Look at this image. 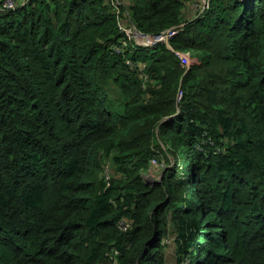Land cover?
Returning a JSON list of instances; mask_svg holds the SVG:
<instances>
[{
  "label": "trees",
  "instance_id": "trees-1",
  "mask_svg": "<svg viewBox=\"0 0 264 264\" xmlns=\"http://www.w3.org/2000/svg\"><path fill=\"white\" fill-rule=\"evenodd\" d=\"M119 2L0 11V264H264V0Z\"/></svg>",
  "mask_w": 264,
  "mask_h": 264
},
{
  "label": "built area",
  "instance_id": "built-area-1",
  "mask_svg": "<svg viewBox=\"0 0 264 264\" xmlns=\"http://www.w3.org/2000/svg\"><path fill=\"white\" fill-rule=\"evenodd\" d=\"M32 0H0V10H8V9H15L18 6H27ZM207 1V0H206ZM119 27L121 28L122 31L125 32L127 35V40L122 42L123 46H126L128 40H133L136 45L140 46H152L158 42L164 41L167 42L174 34H176L179 29L177 27H172L169 29H166L162 32H160L157 35H149V34H140L137 30L126 26L125 24L119 22L118 23ZM117 52H121L122 49L120 47L116 48ZM178 58L180 59V62L182 65L188 67L190 64V59L188 54L176 52ZM128 65L130 68H136L139 72H142L144 70V65L143 63L140 62H132V61H127ZM142 77L145 79L146 76L142 74ZM178 97H181V93H178ZM154 162V160H153ZM104 174L106 177L109 176V169L106 166L104 169ZM127 225L125 224L124 221L120 222V228L125 229Z\"/></svg>",
  "mask_w": 264,
  "mask_h": 264
},
{
  "label": "clouds",
  "instance_id": "clouds-1",
  "mask_svg": "<svg viewBox=\"0 0 264 264\" xmlns=\"http://www.w3.org/2000/svg\"><path fill=\"white\" fill-rule=\"evenodd\" d=\"M35 0H32L28 5H30L32 2H34ZM112 1V3L114 4V5H118L120 2H119V0H111ZM208 2H209V0H194V2L190 5L191 7V10L194 12V14H193V17L194 16H196L197 14H201L205 9H206V7L208 6ZM27 5V6H28ZM27 6H21V7H27ZM17 8H19V6L17 7ZM16 9V8H15ZM8 10H14V9H8ZM0 11H4V10H0ZM173 27H177L178 29H179V31L182 29V25L180 24V25H177V26H173ZM170 28H172V27H170ZM167 29H169V28H167ZM166 30V29H165ZM164 31V30H163ZM178 31V32H179ZM139 32V31H138ZM162 32V31H161ZM177 32V33H178ZM140 34H142V35H144L145 33H141V32H139ZM160 33V32H159ZM159 33H156V34H149V35H157V34H159ZM127 40V39H126ZM125 40V41H126ZM130 41H133V40H128V42H130ZM133 43L135 44V42L133 41ZM167 43H168V41H167ZM140 46V45H139ZM145 47H147V46H145ZM178 52H180V53H184V54H188V56H189V59H190V64H189V66L188 67H186V66H184V65H182L181 64V62H180V65L185 69V70H188L190 67H191V65H192V57H191V54L189 53V52H182V51H178ZM179 61H180V59H179ZM141 63V62H140ZM179 92L181 93V91L179 90ZM178 92V93H179ZM178 99H179V97H178ZM163 122L164 121H166V119H164V120H162ZM153 160H154V162H153ZM106 162V161H105ZM106 164H107V162H106ZM108 165V164H107ZM107 165H105L104 166V169H105V167L107 166ZM152 165H156L157 167L159 166V168H158V170L160 169V172L162 171V168L164 167V164L163 163H158L157 162V160L156 159H151V161H150V166H152ZM108 167V166H107ZM109 169V168H108ZM109 172H110V170H109ZM161 175V174H160ZM144 176V175H143ZM160 177V176H159ZM106 178H108V177H106ZM145 179V178H144ZM146 181V180H145ZM147 182V181H146ZM148 183V182H147ZM120 222L121 221H119L118 222V224H117V228H119L121 231H127L128 229H129V227H128V225L125 227V229H121L120 228Z\"/></svg>",
  "mask_w": 264,
  "mask_h": 264
},
{
  "label": "rangeland",
  "instance_id": "rangeland-1",
  "mask_svg": "<svg viewBox=\"0 0 264 264\" xmlns=\"http://www.w3.org/2000/svg\"><path fill=\"white\" fill-rule=\"evenodd\" d=\"M193 11L188 6V9L186 11L187 17L192 18L193 17ZM159 166L156 165L150 166L146 173H144V178L149 184H154L155 181L159 178L161 172L160 169L158 170ZM171 245V244H170ZM175 263V255L173 253V250L171 248L166 250V262L165 264H174Z\"/></svg>",
  "mask_w": 264,
  "mask_h": 264
},
{
  "label": "bare ground",
  "instance_id": "bare-ground-1",
  "mask_svg": "<svg viewBox=\"0 0 264 264\" xmlns=\"http://www.w3.org/2000/svg\"><path fill=\"white\" fill-rule=\"evenodd\" d=\"M201 226V225H200Z\"/></svg>",
  "mask_w": 264,
  "mask_h": 264
},
{
  "label": "crops",
  "instance_id": "crops-1",
  "mask_svg": "<svg viewBox=\"0 0 264 264\" xmlns=\"http://www.w3.org/2000/svg\"><path fill=\"white\" fill-rule=\"evenodd\" d=\"M191 7V6H190Z\"/></svg>",
  "mask_w": 264,
  "mask_h": 264
}]
</instances>
